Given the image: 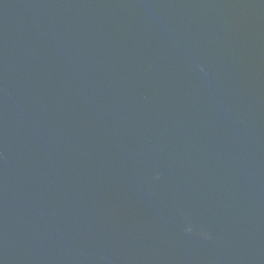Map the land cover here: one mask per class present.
Wrapping results in <instances>:
<instances>
[{
	"label": "water",
	"instance_id": "1",
	"mask_svg": "<svg viewBox=\"0 0 264 264\" xmlns=\"http://www.w3.org/2000/svg\"><path fill=\"white\" fill-rule=\"evenodd\" d=\"M0 264H264V0H0Z\"/></svg>",
	"mask_w": 264,
	"mask_h": 264
}]
</instances>
